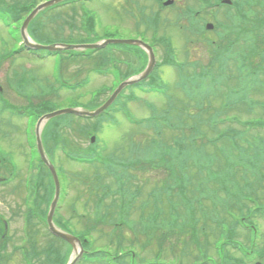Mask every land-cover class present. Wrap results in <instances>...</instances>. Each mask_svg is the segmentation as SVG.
<instances>
[{
  "label": "rangeland",
  "instance_id": "374dc122",
  "mask_svg": "<svg viewBox=\"0 0 264 264\" xmlns=\"http://www.w3.org/2000/svg\"><path fill=\"white\" fill-rule=\"evenodd\" d=\"M6 1L12 2L14 0ZM130 1L137 2L140 7L141 17L139 19L133 18L137 7L132 5ZM157 1L159 2V0ZM175 1L178 6L190 7L194 11L193 17L196 20L194 26H187L186 23L182 25L178 19L180 16L178 15L177 5L174 8L169 6L162 9L161 4H156L154 0H92L84 2L83 11L81 4L77 3L74 6L68 5L53 10L51 16L49 14L43 17L37 16V21L44 23L43 31L45 35L40 39L44 46H50L52 43L88 45L94 44L95 40L99 39L103 42L126 40L138 36L149 45L151 43L154 45L156 60L160 61L170 52L171 54H168L170 61H175L181 65L186 62L188 65V69L182 66L180 89H176L173 83L176 79L173 66H170V69L161 67L158 70L159 75L162 77V79L159 77L160 80L168 83L167 97L142 94L136 91L142 86H128L117 96L118 98L113 102L110 110L91 118V120L61 115L48 120L49 122H43L39 132L41 141H43L42 146H44L48 158L54 165L60 186V199L53 213L54 221L69 220L71 218L68 226L71 225V228H75V231L83 230L85 224L83 220L89 212H92V204L89 203L87 207H85V204L89 198V191L100 185V182L96 183L94 181L95 171L93 166L76 165L63 155L64 151L77 156L74 153H79V151L89 147V141L91 140L89 137H95V143L90 145L85 154L98 160L105 167L110 166L108 171L114 176L117 174L119 167L124 164L123 162L127 163V171L125 173L119 172L122 177L118 180L122 181L123 189L126 190L123 198L126 205L129 206V221L133 224L139 223L142 220L141 218L143 220L147 219V216L151 212L153 213L154 204H156L157 209L161 210L158 212V220L156 221L162 228H165L163 225L165 224L169 231L177 229L182 221L180 217L190 215V209L193 210V216L197 219L201 218L199 214L201 210L206 217H220L225 221L227 220L226 211L221 210L227 200L222 194L218 193L216 195L218 204L216 203L214 207H211V202L208 200L211 198L207 197H205V201L202 200V205L195 203L196 198L201 195L198 191L202 190V193H209L212 190L221 192L213 187L209 178L205 176V178H196V172H199L198 169L204 168L206 172H210L211 178L214 173L220 171L219 166L223 167L228 164L239 166V170L242 172L245 171L244 165L247 166L246 163H251L254 166V163L259 160L257 159V143H260V146L264 148V131L253 130L250 127L245 136L241 133H234L232 140L220 134L225 129L230 131L229 127L243 130L240 129L239 122L264 121V109L259 106L252 109L243 106L238 109V112L234 113L237 118L235 121L231 122L229 120L230 115H233L232 113L227 114V119L223 117L225 111L221 108V104L224 97L229 96L227 93L244 84L257 83L255 79L246 78L247 72L250 71L248 69L250 65L249 62L244 64L241 58H238L239 62L236 70L234 61L228 59L227 67L222 69L220 73L218 67L212 66L213 64L210 62L212 59L209 41L218 42L223 37L224 31L232 28L237 20L234 21L232 13H225L227 9L225 7L221 8V12H216L203 6V4L200 6L198 0ZM252 1L250 0V3ZM73 10L75 14H73ZM86 10L95 18V29L92 33H86L84 30L85 22H83L82 12ZM160 10L162 14L159 16ZM255 11L257 12V10ZM56 14L60 17H56ZM207 24L213 25V28L215 27L213 33L206 32ZM10 28H15V26H12V24L5 26L0 23L1 54H5L15 46V42L8 34ZM254 39L257 41V37H254ZM222 40L225 42L226 39ZM244 41L249 42V38L245 37ZM5 44L10 48H7ZM167 45H169V49L166 47ZM126 48H129V46L108 44L91 54L90 57L66 58L64 62H60V56H45L38 59V57L24 55L23 58L15 57L13 61L11 57H7L0 63L2 103L13 109L15 113L25 114L36 110L39 116L44 112L69 108L94 111L111 94L109 92L112 88L113 76L106 68L116 66L118 70L123 69V71H126L128 68L139 70L145 65V59H139L133 49L128 52L131 60L125 57L127 61H132L133 64L128 66L123 63L124 56L121 52L125 51ZM100 63L105 64L104 67ZM194 64L196 67L192 69ZM57 65L59 68H57ZM98 69L102 71H98ZM14 70L31 75L35 80L34 84L30 83L16 88L10 83V80H16L13 76ZM103 70H106V72L104 73ZM232 73L237 77L236 82L230 77ZM55 81L62 82L63 85H73L75 89L67 90L55 84ZM133 92L138 97L128 96ZM250 94L249 102L259 101L258 99L264 100V94L261 90L258 92L257 90L252 91ZM47 99L52 103L48 102ZM128 100L130 101L127 102ZM39 101H42L44 105L39 106ZM169 110H171L169 112L170 121L173 117L176 119L180 113L182 127L179 130L180 133H174L177 130L164 127L160 136L153 135L152 130L147 127H135L127 121L125 116V113L129 112L137 120H147L153 112L160 116L166 114ZM190 114H192V119ZM173 123L177 124V121L174 120ZM98 127L100 130L96 132ZM34 129V121L29 118L24 119L22 116H13L10 111H2L0 105V178H7L10 181L6 184L0 183V223L4 224L5 222L7 224L5 237H9L6 248L0 241V245H2L0 248V264H25L20 248L27 247L24 243L26 236L30 235L33 238L35 252L45 250L54 240L53 236L46 232L45 227L39 226L38 223L32 222L28 229L27 226H24L25 217H28L25 204L29 200H25L26 191L24 189L23 192L22 187L23 176L28 173L36 176L37 173L34 168L29 172L35 158L34 150L29 146L33 142L31 131L34 133ZM259 134L261 137H259ZM173 135L177 139L185 138V141L180 142L174 151L172 164H163V161L168 158V153L166 149H162L164 145L153 140L152 137L156 138L155 136H157L159 141L170 143ZM217 136L221 139H217ZM65 139L69 146L65 145ZM50 140L53 146L59 148L52 150ZM233 140L239 141L238 143L241 146L247 144L246 141L254 145L236 148V142ZM255 148L256 158L254 157ZM130 156L132 158H128ZM93 165L97 166L99 173L104 175L101 181L102 184H112V190L118 188L112 176H105L107 171L103 167L98 166L96 163ZM12 167H14V175L10 176ZM263 168L264 163L259 167L261 172H264ZM120 171L123 172L122 169ZM171 172L173 176L170 177ZM223 183L227 182L223 181ZM183 185L184 188L188 186L182 190ZM246 190L254 195H260L254 191L252 185H249ZM262 190L264 192V189ZM52 196L53 192L49 196L48 204L41 206L45 216L48 213ZM260 196L264 198V194ZM111 198L114 199V197ZM105 204L111 205V200H106ZM262 205L264 206V199ZM27 206L32 207V204L28 203ZM72 208H75L77 212L74 213ZM171 212L179 213L180 217L175 216L176 214L172 215ZM35 217L39 218L36 212ZM190 218L191 216H189ZM259 219L263 221L264 215L261 216L259 212L255 214V211L246 216V221H253V224L256 225L257 237L254 238L250 232L237 227L234 234L236 243L228 245L227 242L224 246V255L222 253L216 254L213 243L215 241L221 243V240H215L217 237L213 233L210 232L211 236L207 241L205 237L201 238V243L207 242L206 246H201L204 247L201 251H205L206 259L213 260V263L209 264H224L226 256L234 258L231 259L230 264L233 260L238 261L240 264L242 258L238 252L241 250L239 248L236 250L237 245L247 251L264 250V228L262 224L258 223ZM85 220L88 222L90 218L86 217ZM211 223L206 225L207 231L216 228ZM199 226L200 224H198ZM226 226L230 227V223ZM0 229H2L1 226ZM153 232L146 238L142 226L139 225L131 232H124L125 237L115 238L114 235L117 234L113 233L111 228L105 227L102 232L97 230L90 233L93 238L90 237L89 240L94 243L95 247H105L111 251L118 249V253L126 252V255L121 258L126 262L130 260L129 253L132 252L129 248L131 247L135 251L134 258L136 260L134 264H147L155 258L156 254L154 253L158 246L155 250L152 244L162 238L159 234L163 231H155L153 239L149 238ZM164 232L162 236H167L170 242L169 244L164 243L162 246L163 251L159 250L161 253H159V259L168 260L161 263L207 264L203 262L201 252H197L195 246L189 241V229L184 230L182 238H180L181 235L178 236L179 241L176 251L173 249L177 236L169 235V232L165 230ZM4 233L5 230L3 229ZM128 233L131 234L128 235ZM146 239H152V244L149 241V243L144 242ZM184 239L190 244L182 246ZM210 241H213L212 246L208 247ZM142 242H144L145 248L139 245ZM60 248L63 251V244ZM171 249L176 257L175 262L169 261L172 256ZM179 249L180 253H178ZM257 253H250L251 260L248 258L242 259L245 262L244 264H254L260 261L256 256ZM220 257H222V260H220ZM43 258V255H40V259H36L34 264H44ZM261 263L264 264V261ZM83 264L101 263L89 261Z\"/></svg>",
  "mask_w": 264,
  "mask_h": 264
},
{
  "label": "trees",
  "instance_id": "16d2710c",
  "mask_svg": "<svg viewBox=\"0 0 264 264\" xmlns=\"http://www.w3.org/2000/svg\"><path fill=\"white\" fill-rule=\"evenodd\" d=\"M244 1L245 3H240V0H232L233 2V7H235L237 9L236 15L233 17L235 18L234 21L237 20V22H235V26L239 28V31L241 32L242 30L245 31V37L249 38V41L253 42V47L257 49V65L254 62V55L252 54V56L249 58L248 62H249V70L251 72V74L255 73V75H257V85H254V87L250 86H241L238 88L237 92L239 95H242V97L245 98V94L249 93L250 88H252V90H257L261 92H263L264 94V80L260 81L261 78H264V0H253L252 3H250V0H241V2ZM39 0H14L12 2H7L6 0H0V21L3 23V25L8 26L14 25L15 28H10L8 31V34H10L12 40L15 42L17 37V30L19 28V26L21 25L22 21L24 20V18L30 13V11L38 4ZM243 5H247L248 8L243 7ZM82 6V5H81ZM61 7V5L58 6H52L50 7V9L48 8L47 10H45L44 12H42L38 17H43L46 16V14H49L51 16V12L53 10H56L57 8ZM257 10V12L255 11ZM83 11V9H82ZM83 13V22H85V26H84V30L87 32H92L95 28V18L92 16L91 13H89L87 10L82 12ZM73 14H75V11L73 10ZM57 15V14H56ZM38 17H36L35 19H33L31 21V23L28 26V34L31 37V39H33V41H35L38 44H42V41H40V39H42V37H44L45 33L43 31V27H44V23L42 21H37ZM56 17H60L59 15H57ZM55 17V18H56ZM250 18H257V22L253 21ZM238 19H240V22L238 21ZM251 26V29H249L248 27ZM242 31V32H243ZM254 37H257V41H255ZM10 38V39H11ZM233 39L235 38L233 33H226L225 35V39ZM17 43V42H16ZM225 42L219 41V43L215 44L214 48H219L220 49V53H224L226 51V46H223ZM53 44V43H52ZM44 45V44H42ZM47 45V44H46ZM169 49V45L166 46ZM10 48V47H9ZM11 51L12 54H11ZM42 52V51H39ZM37 51H33V52H29L30 54L32 53H39ZM26 56L29 55L27 52H25V50L22 47H17L15 48H10L8 50V52H5V54H1L0 53V63L1 61H3L4 59H6L7 57H11L12 61L14 60V58H18V57H22V56ZM69 55H72L71 53H69ZM245 56L241 57V60H243ZM23 58V57H22ZM1 69V66H0ZM13 76H15L16 80H10V83H12L16 88L21 87V86H26L28 84L31 83V77L27 74V73H19L18 70H14L13 71ZM245 89V91H242V89ZM234 91V90H233ZM247 100H249V97L246 98ZM260 105L262 106V108L264 109V100L260 102ZM5 110L4 106L2 107V111ZM264 125V122L263 124ZM234 134V131L230 130L229 132V136H232ZM255 154L254 156H256V148L254 149ZM262 152L264 154V148L262 146H260L259 144H257V159H261L262 158ZM258 160V161H259ZM37 173L36 176H38L35 181H34V186H33V191L32 194H30L29 199H32V209L29 208V210L27 211L28 213V217L26 218V222L29 224L31 223L33 220H35V212L38 214L39 217H41V219L45 218V213L42 209V205L46 206L48 204L49 201V196L51 194V192H53V185L51 182H49L48 180L46 181L44 179V175L47 174V172L42 168L41 165H38L37 168H35ZM246 175H251L248 171H244L242 180H239L238 182L243 185V179L245 178ZM97 176V175H96ZM7 183H9V179L5 180ZM257 182V180L255 181ZM248 183H250L252 185V182H250L248 179H245L244 184L247 185L245 187H248ZM233 184V182H232ZM110 186V184H109ZM222 188V185H220ZM100 187L101 189H103L104 187V193H106V190L108 189V185L104 186V184H100L99 186H96L93 190L89 191V198L91 199L93 197L97 196V188ZM226 187V186H225ZM240 187V186H239ZM229 189V188H228ZM227 191V188H226ZM255 191V190H254ZM106 194H102V200L104 199V196ZM215 195V194H214ZM213 195V196H214ZM108 195H106L105 197H107ZM241 196V193L238 192L237 193V201L235 203V207H237L239 214V217H242V210L243 208H245V204L244 201L245 200H240L239 197ZM256 197V196H254ZM257 198V197H256ZM255 198V199H256ZM215 199V198H212ZM87 202V201H86ZM216 202V201H215ZM73 203V202H72ZM101 203V202H100ZM217 203V202H216ZM216 203H213V206H216ZM218 204V203H217ZM226 207V205H224ZM232 206L230 208L223 209L224 211H226V217L227 220H223L220 217H204L202 219V221L205 223L206 221L212 222L214 224H218L221 225L223 223H231L230 228H227L223 231V229H219L220 227H216L214 229H212L213 234L217 237L215 238V240L219 239L221 240L220 245L223 247L225 244L231 243L235 241L234 238V234L236 233V228L237 227H241L243 226V224L241 222H239L238 219H236V217H233V221L232 218H228L230 217V215H228V213L232 210L235 209V207ZM87 207V206H85ZM101 207L96 206V209H94V212H89L86 217H89L90 220L87 222L85 219L83 221H85L84 224V229L83 230H77L75 231V228H71V225L68 226L71 222V218H69V220H55V223L64 231H67L77 237H79V239L81 241H84L82 243L83 248L87 251L90 252L89 256L85 258H92V257H96L99 256L98 258V262L101 264H133V257L129 260V262L123 261L121 258H123L122 256L126 255L125 253H118V249H114L115 251L111 252L109 249L105 248V247H95L94 243L89 241L88 238L92 237L90 235V233L96 232L97 230H100L101 232L103 231V229H105V227H109L111 228L113 233H116V229L117 227L113 226V224L111 223V221L108 218V215H101L102 213L100 210ZM72 211L74 213H76L77 211H75V208H72ZM105 214V213H104ZM35 217V218H34ZM193 221L195 222L196 220L193 219ZM237 222V223H235ZM192 235H195V230L192 229ZM119 232V228L118 231ZM115 238L120 237L123 238L121 235H114ZM1 235H0V239H1ZM93 238V237H92ZM6 238H4L3 243L6 242ZM86 240V241H85ZM115 240V239H114ZM28 241L30 244V251L25 250V248H23L24 253L23 256L26 258V260L29 262V264H32L33 261H35L36 259H40V255H43V263L44 264H65V261L67 259V256L69 254L70 248L68 247L67 249H65L64 251H60L57 250L54 246L52 245H48L47 250L42 251V252H35V243L33 242V238L29 235L28 236ZM118 242L119 239H117ZM110 242H114V241H110ZM144 242H148V240L144 241ZM144 242L140 243L139 245L143 246L145 248V244ZM212 242H209L208 247L212 246ZM217 241H215L213 243V247L214 244ZM33 243V244H32ZM121 245V244H120ZM119 246V245H118ZM205 246V244L203 245ZM161 246H159L158 248H160ZM196 248L200 249L199 247L196 246ZM204 248V247H202ZM201 248V249H202ZM172 251V249H171ZM117 252V253H116ZM201 254L204 258H207V255L205 254V251H201ZM112 256V259L106 260L105 256ZM229 260L231 261V257H228ZM120 259V261H119ZM148 264H162L159 260L158 257H155L154 262H150ZM234 264H239V262L235 261Z\"/></svg>",
  "mask_w": 264,
  "mask_h": 264
},
{
  "label": "water",
  "instance_id": "95a60500",
  "mask_svg": "<svg viewBox=\"0 0 264 264\" xmlns=\"http://www.w3.org/2000/svg\"><path fill=\"white\" fill-rule=\"evenodd\" d=\"M60 1H63V0H53V1H50V2H47L45 4H42L40 5L39 7H37L28 17L27 19L25 20L24 24H23V27H22V36H23V39H24V42L26 43V45H28L29 47H32V48H42V49H46V50H55L56 48L55 47H38V46H31L27 43V41H25V35H24V31H25V28L28 24V22L34 17V15L41 9L47 7V6H50L52 4H55V3H58ZM106 44L107 43H126V44H136L138 46H141V47H144L146 48L149 53H150V58L152 59V55H151V50L149 47H147L145 44L141 43L140 41H107L105 42ZM100 47L99 45H86V46H75V47H72V48H76V49H84V48H91V49H95V48H98ZM66 48H70V47H66ZM144 77V76H143ZM126 84H129V83H124L122 84V87ZM119 89L114 93V95L110 98V100L102 107L100 108L98 111H96L95 113H86V112H79V111H75V110H62V111H58V112H55V113H52V114H49L47 116H45V118H51V117H54V116H57V115H60V114H64V113H75V114H79V115H86V116H95L96 114H98L99 112H101L104 108H106L110 102L115 98V95L116 93H118ZM41 121V120H40ZM36 141H37V149H38V152H39V155L41 157V160L44 162V164L49 168V170L51 171V174L53 176V180H54V183H55V196H54V200L51 204V207H50V211H49V214L47 216V225H48V228H49V231L51 234H53L54 236L66 241L67 243H69L72 248H73V252L76 250V245H79V242L78 240L67 234V233H64V232H61L59 231L58 229H56L53 224H52V215H53V211H54V207H55V204L57 202V199H58V182H57V178H56V175H55V172H54V169L53 167L48 163L47 159L45 158L44 156V153L42 151V148H41V145H40V141H39V137L38 135L36 136ZM75 260H71L68 264H74L75 263Z\"/></svg>",
  "mask_w": 264,
  "mask_h": 264
}]
</instances>
